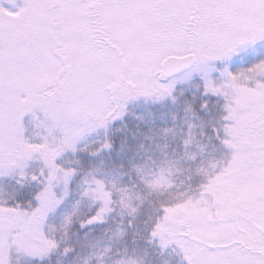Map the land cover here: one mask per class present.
<instances>
[{"label":"snow or ice","instance_id":"obj_1","mask_svg":"<svg viewBox=\"0 0 264 264\" xmlns=\"http://www.w3.org/2000/svg\"><path fill=\"white\" fill-rule=\"evenodd\" d=\"M258 46L264 0H0V264H264Z\"/></svg>","mask_w":264,"mask_h":264},{"label":"trees","instance_id":"obj_2","mask_svg":"<svg viewBox=\"0 0 264 264\" xmlns=\"http://www.w3.org/2000/svg\"><path fill=\"white\" fill-rule=\"evenodd\" d=\"M136 114H140L139 110H135ZM173 178L177 183L184 179L183 173H175ZM82 210L81 212H83ZM79 229V226H76ZM116 225L110 224L107 226H96V232L92 233L88 240L86 241L87 247L83 248L81 255L76 257L77 264H84L85 258L93 252H99L105 244L109 242V238L113 236ZM89 231V229H84L79 232L80 236L83 237L84 232ZM94 245L95 247H92ZM146 260H149L150 257H146ZM56 260L59 261V264H64L65 258L62 256H57Z\"/></svg>","mask_w":264,"mask_h":264},{"label":"rangeland","instance_id":"obj_3","mask_svg":"<svg viewBox=\"0 0 264 264\" xmlns=\"http://www.w3.org/2000/svg\"><path fill=\"white\" fill-rule=\"evenodd\" d=\"M260 59H264V48L259 46L255 50H249L247 53H242L239 57L233 58L229 64V69L233 72L242 68L250 67L253 63L258 62ZM87 204L81 206L80 211H86Z\"/></svg>","mask_w":264,"mask_h":264}]
</instances>
